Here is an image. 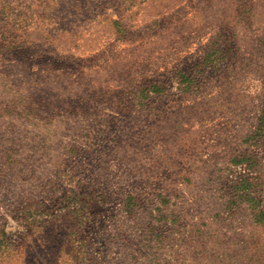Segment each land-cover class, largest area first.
<instances>
[{
    "label": "rangeland",
    "instance_id": "rangeland-1",
    "mask_svg": "<svg viewBox=\"0 0 264 264\" xmlns=\"http://www.w3.org/2000/svg\"><path fill=\"white\" fill-rule=\"evenodd\" d=\"M264 0H0V264H264Z\"/></svg>",
    "mask_w": 264,
    "mask_h": 264
},
{
    "label": "trees",
    "instance_id": "trees-1",
    "mask_svg": "<svg viewBox=\"0 0 264 264\" xmlns=\"http://www.w3.org/2000/svg\"><path fill=\"white\" fill-rule=\"evenodd\" d=\"M260 126L264 129V108L262 109V115L260 118Z\"/></svg>",
    "mask_w": 264,
    "mask_h": 264
}]
</instances>
